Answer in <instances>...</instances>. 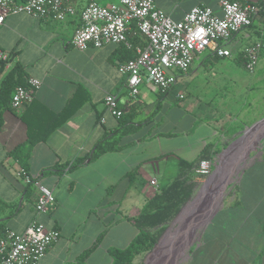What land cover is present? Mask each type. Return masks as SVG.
<instances>
[{"label":"crops","instance_id":"crops-1","mask_svg":"<svg viewBox=\"0 0 264 264\" xmlns=\"http://www.w3.org/2000/svg\"><path fill=\"white\" fill-rule=\"evenodd\" d=\"M67 1L73 3L77 12L62 21L18 13L9 15L0 25V52L4 55L0 58L4 62L0 89L5 74L15 65L23 69L24 82L29 78L40 81L29 104L12 108L8 102L10 95L7 102H0V231L20 232L34 217L36 188L25 185L17 176L22 166L13 156V152L25 148L28 138L34 135L37 140L29 150L25 170L52 190L55 204L48 212L38 215V220L46 229L59 234L37 264H111L109 250L124 249L136 236L138 230L132 218L140 213L160 186L177 175L179 160L196 161L205 147L213 160L225 123L219 112L221 107L209 115L203 109L202 116L177 130L181 118L171 119L169 114L189 111L185 106L178 105L176 109L172 106L174 101L170 95L175 85L161 94L152 85L143 83L138 94L131 95L126 74L119 66L129 59L127 50L134 53L133 47L139 40L133 39L138 38L128 35L131 48L107 44L75 49L71 40L79 25V12L90 0ZM96 1L107 6L116 0ZM218 1L155 0L158 8L174 20H180L196 5H207L220 13ZM208 51L207 58L214 60L216 57ZM195 73L190 68L178 76L176 85L183 81L181 78ZM107 93L117 96L122 114L130 115L126 130L120 118L115 119L105 110ZM180 93H177V100L185 97L179 98ZM67 106L72 111L65 115L63 111ZM46 131L49 132L45 136L43 132ZM263 132L264 126L257 130L252 141L232 148L233 154L227 164L239 150L261 139ZM103 138L117 142L119 149L87 160L95 143ZM262 158V163L245 172L247 177L241 182L230 219L239 231H257L261 248L257 249L256 264H264V149ZM226 165L216 182L214 174L210 175L204 199L205 183L201 185L197 207L185 225L171 235L177 237L181 231L186 232L191 223L209 213L219 178L221 175L222 180L228 178L230 170L225 172ZM56 166L61 168V174L55 172ZM151 180L155 181V186L150 184ZM187 235H182L178 242L164 243V254L162 250L159 256L165 255L171 245L181 243ZM190 248L191 245L187 252Z\"/></svg>","mask_w":264,"mask_h":264},{"label":"built area","instance_id":"built-area-1","mask_svg":"<svg viewBox=\"0 0 264 264\" xmlns=\"http://www.w3.org/2000/svg\"><path fill=\"white\" fill-rule=\"evenodd\" d=\"M220 13L207 5L190 8L180 20H174L158 8L155 0H116L107 6L96 0L88 1L79 12V25L72 36V46L85 50L88 46L123 44L131 48L128 35L139 39L133 47L134 57L121 63L131 95H137L143 83L166 94L176 84L180 74L187 73L194 60L204 50L215 57H230L241 53L249 73L255 71L260 43L249 45L250 35L243 32L254 22L264 20V0H219ZM77 12L67 0H0V25L9 15L23 13L42 19L52 17L62 21ZM4 55L0 52V58ZM27 86L14 88L10 105L19 108L29 104L40 86L36 78H29ZM182 98L183 95H179ZM105 110L119 119L122 110L117 96H104ZM100 122H104L101 117ZM212 159L201 160L196 172L209 175ZM17 176L25 185L36 188L34 217L20 232L0 231V264H37L59 234L46 229L38 215L51 210L55 204L53 192L20 168ZM152 186L156 183L150 181Z\"/></svg>","mask_w":264,"mask_h":264},{"label":"rangeland","instance_id":"rangeland-1","mask_svg":"<svg viewBox=\"0 0 264 264\" xmlns=\"http://www.w3.org/2000/svg\"><path fill=\"white\" fill-rule=\"evenodd\" d=\"M243 32L249 33L250 30L244 29L237 37H240ZM251 39L255 40L254 34H251ZM209 54L208 50H204L197 56L191 67L196 73L190 77L182 76L183 81L175 84L170 95V99L174 101L172 102L174 108L178 105L185 106L189 112L182 114L176 111L169 116L171 119L181 118L178 130L189 126L195 118L202 116L203 109L209 115L215 114L221 107L222 110L219 112L223 115L222 119L225 124L221 129L220 143L213 156V165L209 173L212 175L219 165L220 155L252 126L264 119V54L259 55L254 73H249L242 65L243 63L235 60L237 54L228 58L216 57L214 60L207 58ZM203 59H208V61L201 65ZM178 92L185 96L184 99L177 100ZM164 107H162L163 110ZM262 126L264 124L245 134L232 145L227 154L235 146L252 141L257 130ZM251 148L254 149L246 157L245 154H248ZM263 149L264 135L253 146L239 150L232 157L234 158L232 162L226 165L225 172L230 170L227 180H222L221 175L217 183L215 198H213L214 204L211 205L212 209L218 205L215 211L211 209L202 219L191 223L184 234L181 231L179 237H176L171 233L182 228L189 220L190 214L199 203L201 185L205 183L202 195L204 199L205 190L211 178L209 175L196 176L197 184L191 198L167 226L154 248L137 256L134 264H146L148 257L161 239L164 240L165 245L178 242L182 235L186 236L197 223L202 221L204 222L196 227L189 243L178 252L170 250L165 255L159 256L154 264H256L258 250L261 248L260 238L256 237L257 231H239L231 224L230 219L241 182L247 177L244 174L249 168L262 163ZM195 174L199 175L196 171ZM190 245L188 254L187 249Z\"/></svg>","mask_w":264,"mask_h":264},{"label":"trees","instance_id":"trees-1","mask_svg":"<svg viewBox=\"0 0 264 264\" xmlns=\"http://www.w3.org/2000/svg\"><path fill=\"white\" fill-rule=\"evenodd\" d=\"M247 29L251 32H247L250 35L248 44L254 45L256 42L260 43L258 52L259 57L260 54H264V20L261 22H254L247 27ZM251 34H254L255 40L251 39ZM133 40L136 42L139 39L134 38ZM126 52H128L127 58L131 59L134 57V53L132 51L127 50ZM235 60L244 64V58L241 53L237 55ZM3 63V61H0V72L3 71ZM23 75V69L18 65L12 67L5 74L2 80L3 84L0 89V102H7L9 95L11 98L15 87H26L28 85L27 81H23ZM8 102H10V99ZM71 111V108L67 106V108L63 111V114L68 115ZM130 118L131 117L130 115L128 116V113H123L120 117L121 125L125 128V130ZM48 132L49 131L43 133L44 135L45 133L47 135ZM33 136L34 135L28 138L29 140L25 148H19L13 152L15 159L21 161L23 169H26L27 167L26 163L29 156V150L31 149L32 144L37 140L36 138H33ZM116 144L117 142L109 141L107 138H103L95 143L92 153L88 155L86 159L91 161L105 152L118 150L120 146H117ZM211 158L212 157L209 151L205 147L196 161L189 162L182 159L179 160V171L177 175L169 183L160 186L153 196L145 202L140 213L132 218L133 225L138 230L136 236L124 249L111 248L109 250V255L112 259L111 264H134V260L137 256L154 248L155 243L163 234L167 226L174 220L183 205L191 198L197 184L195 177L201 176L195 174V169L199 162L201 160ZM55 172L61 174L62 170L61 168L57 169L56 166ZM2 231H4V229Z\"/></svg>","mask_w":264,"mask_h":264},{"label":"bare ground","instance_id":"bare-ground-1","mask_svg":"<svg viewBox=\"0 0 264 264\" xmlns=\"http://www.w3.org/2000/svg\"><path fill=\"white\" fill-rule=\"evenodd\" d=\"M264 124V121L263 122H260V123H258L257 125H255L253 128H251L249 131H253V130H255L257 127H260L261 125H263ZM248 131V132H249ZM247 132V133H248ZM246 133V134H247ZM243 137V136H242ZM242 137H240V138H242ZM239 138V139H240ZM238 139V140H239ZM237 140V141H238ZM237 141H235L234 143H236ZM233 143V144H234ZM232 147V145H230L228 148H227V150L226 151H224V153L222 154V157H221V160H220V162H219V165H218V167H217V169L214 171V176H213V179H214V181L216 182V180H217V178H218V176L221 174V172H222V170H223V168H224V166L227 164V162L229 161V159H230V157H231V155L233 154L232 152H230L228 155H227V158L225 159V157H226V154H227V151H229V149ZM245 155H247V153L245 154ZM211 175V174H210ZM209 175V176H210ZM213 209H215V207L213 208ZM190 222H192V221H189V223ZM185 225V224H184ZM195 228V227H194ZM193 228V229H194ZM181 229V228H180ZM195 231H196V229H194V230H191L190 231V233H189V235H187V237L181 242V243H178V244H175V245H171L170 246V250H172V251H174V252H178L179 250H181L187 243H189V241H190V238L194 235V233H195ZM183 232H185V231H183ZM164 240L163 239H161V241L159 242V244L157 245V247L154 249V251L151 253L152 255L147 259V262H146V264H152L157 258H158V256L161 254V252H162V250H163V247H164Z\"/></svg>","mask_w":264,"mask_h":264},{"label":"water","instance_id":"water-1","mask_svg":"<svg viewBox=\"0 0 264 264\" xmlns=\"http://www.w3.org/2000/svg\"><path fill=\"white\" fill-rule=\"evenodd\" d=\"M263 121H264V119H263L262 121H260V122H263ZM260 122H259V123H260ZM257 124H258V123H257ZM257 124H255V125H257ZM255 125H254V126H255ZM254 126H252V127H254ZM252 127H251V128H252ZM249 129H250V128H249Z\"/></svg>","mask_w":264,"mask_h":264}]
</instances>
